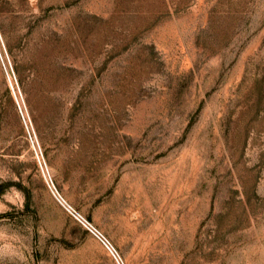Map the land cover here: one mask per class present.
Returning a JSON list of instances; mask_svg holds the SVG:
<instances>
[{
	"label": "rangeland",
	"instance_id": "374dc122",
	"mask_svg": "<svg viewBox=\"0 0 264 264\" xmlns=\"http://www.w3.org/2000/svg\"><path fill=\"white\" fill-rule=\"evenodd\" d=\"M17 101L126 264H264V0H0V264H117Z\"/></svg>",
	"mask_w": 264,
	"mask_h": 264
},
{
	"label": "built area",
	"instance_id": "2783aa9c",
	"mask_svg": "<svg viewBox=\"0 0 264 264\" xmlns=\"http://www.w3.org/2000/svg\"><path fill=\"white\" fill-rule=\"evenodd\" d=\"M18 107H19V111H20V115L23 119L24 125L26 127L28 136H29V140L31 141V144L33 146V148L35 149V153L37 156V159L39 161V165L40 168L42 170V173L44 175L45 181L49 187V189H54L55 192L57 193V195L55 196V198L79 221L81 222L86 228H88L95 236H97L101 242L103 243V245L107 248V250L110 252V254L113 256L114 259L118 260L119 257V252L117 250V248L110 242V240L104 235L102 234V232H100L99 229H97L93 224H91L85 217H83L78 211H76L72 206H70L66 200L60 195V193L57 191L56 186L52 180V178L49 175V172L47 171L46 168V164L44 165V162H41L40 159V154L38 152V150L36 149V136L35 134H33L30 130H29V126L26 120V117L24 115V112L21 109V106L19 104V102L17 101ZM38 144V143H37ZM46 172H45V170ZM118 264H122L120 262H118Z\"/></svg>",
	"mask_w": 264,
	"mask_h": 264
},
{
	"label": "bare ground",
	"instance_id": "6f19581e",
	"mask_svg": "<svg viewBox=\"0 0 264 264\" xmlns=\"http://www.w3.org/2000/svg\"><path fill=\"white\" fill-rule=\"evenodd\" d=\"M7 78H8L9 85H10V87L12 88V90H13V92H14V95H15V97H16V99H17L18 97H17L16 92H15V87H14V84H13V82H12L11 76H10V74L8 73V71H7ZM17 100H18V99H17ZM40 159H41V157H40ZM41 162H42V159H41ZM46 168H47V171L49 172V168H48L47 165H46ZM44 170H45V169H44ZM45 172H46V170H45ZM50 191L52 192V194H53L54 196L57 195V193L55 192L54 189H53V190L50 189ZM115 261L117 262V264H118V262H120V263H122V264H126L125 261H124V259H122V257L120 256V254H119L118 260L115 259Z\"/></svg>",
	"mask_w": 264,
	"mask_h": 264
}]
</instances>
